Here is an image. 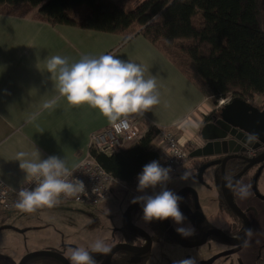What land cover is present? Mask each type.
<instances>
[{
    "label": "crops",
    "instance_id": "1",
    "mask_svg": "<svg viewBox=\"0 0 264 264\" xmlns=\"http://www.w3.org/2000/svg\"><path fill=\"white\" fill-rule=\"evenodd\" d=\"M263 11L264 0V29ZM102 54L140 63L156 77L159 104L143 115L131 114V118L145 130L157 125L168 126L175 134L187 132L194 139L188 138L187 141L199 144V128L204 115L218 108L210 99V88L192 81L141 33L123 40V36L116 33L72 25H52L28 16L0 13L2 181L14 187L25 180V173L14 159L20 151H31L33 143L42 159L56 155L64 158L69 167L86 154L91 133L109 122L89 105L72 106L64 98L59 99L54 109H43L45 101L58 96L56 80L47 72L46 60L53 55H61L75 62L85 55ZM254 100L255 103L260 102L258 97ZM37 112L40 113L38 118L30 122V115ZM240 182L243 183V180ZM236 197L241 206L246 204L245 198L241 199L237 194ZM248 198L251 203L255 202L253 197L248 195ZM51 210L44 207L37 211ZM261 248L258 261L252 256L253 248L246 250L247 264H264V245Z\"/></svg>",
    "mask_w": 264,
    "mask_h": 264
},
{
    "label": "trees",
    "instance_id": "2",
    "mask_svg": "<svg viewBox=\"0 0 264 264\" xmlns=\"http://www.w3.org/2000/svg\"><path fill=\"white\" fill-rule=\"evenodd\" d=\"M134 1L0 0V13L116 33L123 40L141 33L192 81L206 84L213 103L230 96L257 104L258 97L264 106L263 0ZM159 129L150 126L126 149L105 153L91 148V153L130 183L158 155L153 143Z\"/></svg>",
    "mask_w": 264,
    "mask_h": 264
},
{
    "label": "clouds",
    "instance_id": "3",
    "mask_svg": "<svg viewBox=\"0 0 264 264\" xmlns=\"http://www.w3.org/2000/svg\"><path fill=\"white\" fill-rule=\"evenodd\" d=\"M46 70L56 80L58 96L45 101L43 109H54L60 98L72 106L87 104L107 119L117 133L129 128L131 114H140L159 104L157 80L142 64L123 60L111 54L82 56L70 62L68 57L53 55L46 60ZM147 74V75H146ZM39 112L33 113L29 121H35ZM249 141L257 139L250 133ZM19 169L25 173V183L33 188L21 187L17 191L15 207L22 212L33 213L40 208H53L60 204V197H78L86 191L84 182L74 177L77 165L71 168L66 160L56 155L41 158V153L32 145L31 151L16 153ZM171 167L162 166L153 160L142 167L137 175L136 191L141 193L132 198L131 203L142 206V220L146 224L153 221L171 220L177 227L175 231L182 238L194 236L195 229L185 225L187 217L180 209L183 197L166 187L171 181ZM189 174L184 172L181 180ZM151 193L146 190H155ZM228 186L241 198H247L248 185L239 181ZM250 235L251 230H246ZM110 246L100 238L91 242L87 248L82 246L67 248L65 254L69 264H98L93 254L107 255ZM172 264H197L195 258L187 257L173 260Z\"/></svg>",
    "mask_w": 264,
    "mask_h": 264
},
{
    "label": "rangeland",
    "instance_id": "4",
    "mask_svg": "<svg viewBox=\"0 0 264 264\" xmlns=\"http://www.w3.org/2000/svg\"><path fill=\"white\" fill-rule=\"evenodd\" d=\"M140 1L142 0H135L133 4ZM210 99L212 101L214 97L211 96ZM175 135L182 143H185L188 138L194 140L187 132H179ZM199 160V157L191 156L189 150L187 161L179 167L178 171H171V181L167 183L166 187L177 192L181 185L195 184L192 174L195 171V164ZM184 172L188 173L189 177L181 180ZM244 178L248 184V175H245ZM255 178L253 180L250 178L252 185H255ZM261 179H258L259 183H261ZM202 180L196 181V183L198 201L203 207L201 208L204 214H207L205 224L213 227L228 226L225 222L226 212L218 208L217 190L211 181L210 170L207 169L203 173ZM123 185H115L112 196L98 204L61 202L51 211L33 213L22 212L19 209L4 210L0 208V264H18L24 254L33 250H58L66 254L69 246L87 248L97 238L103 239L107 244L111 243L116 237L115 234L113 235L114 228L121 224L123 209L133 197L141 194L136 191L137 176L130 183H123ZM209 188H214V192L209 191ZM258 188L260 191H264L262 186ZM159 190L160 188L157 186L155 190L148 189L146 191L151 193ZM259 242L264 243V218L261 221L259 237L252 243L248 241L244 246V252L249 248H254L256 261L262 254V248H258ZM234 248L227 243L209 240L198 246L186 247L188 250L186 253L208 257L212 264H229L228 261L231 260L229 250H234ZM168 250L164 253L161 248V252L153 257L152 264H172L173 260L185 258L183 253L174 248L169 252ZM43 257L45 256H36L32 259ZM46 258L49 257L46 256ZM238 259L241 261L240 257ZM244 264H247L245 259ZM256 264L259 263L256 262Z\"/></svg>",
    "mask_w": 264,
    "mask_h": 264
},
{
    "label": "flooded vegetation",
    "instance_id": "5",
    "mask_svg": "<svg viewBox=\"0 0 264 264\" xmlns=\"http://www.w3.org/2000/svg\"><path fill=\"white\" fill-rule=\"evenodd\" d=\"M254 105L258 106L260 109L264 108V106L263 107L260 106L259 103ZM210 115L211 114H207V116L204 117L203 121L211 119L212 117ZM262 152H264V145H260L257 148L246 147V149L240 153L245 157H254L261 154ZM220 158H222V156H220L217 159V161L212 164H209V162L213 159V157L200 158L199 162L195 164V171L192 174V176L194 177L193 179L195 184L188 183L181 185L177 190V192H175L179 196L183 197V200L180 203V209L187 217L185 221V225H191L195 229L196 234L194 236L189 238H184L188 242L200 240L203 237L204 233L209 232L210 230L216 228L224 231L227 235H230L235 238H242L246 232V224L242 219V216H240L237 212H235L232 209V207L225 200L223 193L221 191ZM207 169L210 170L211 181L213 182L215 190H217L216 193L217 201L219 203L218 208L226 212L225 222L228 224V226L213 227L205 224L207 214H204L202 209L203 207L201 203L198 201V196H197L198 189H197L196 181H203L202 176ZM178 170L179 168L176 171ZM225 173L227 177H230V179H228L227 181L228 190L230 191L237 205L246 215L250 225L251 234L250 235L248 234L246 239L242 243L232 244L229 241L225 240L218 233L210 232L206 236L205 241H203L201 244H204L209 240L227 243L230 246L235 247L234 250H229L230 251L229 255L231 257V260L228 261V263L244 264V259L246 258L247 255L246 252H244V246L248 241L252 243L259 237L261 221L262 218H264V198H261V195H264V191H260V189L258 188L259 186H262L264 188V160L248 165V161L244 160L243 158L230 157L226 160L225 163ZM245 175H248L249 178L248 184H246V180L244 178ZM254 177H256L255 185H252L253 183L251 184L250 178L253 180ZM259 178H262L261 183H259L258 180ZM241 179L243 180V184L248 185L249 187V193H250L249 197L251 196V198L253 197V199L255 200V202L251 203L248 197L245 198L244 202L246 204L244 206H241L238 203L235 191L233 190V188L228 186L229 180L235 183L237 181L240 182ZM214 188L213 189L209 188V191L214 192ZM128 204L123 209L121 224L115 227L113 230V235L115 234L116 237L113 239L111 243H108V245L111 247L114 244L123 243L129 245V247L128 246L118 247L112 254L109 264H152L153 257H155L161 252L160 251L161 248L163 249L164 253L166 252V250L169 249L168 250L169 252L172 248H174L178 250L180 253H183L185 258L187 257L195 258L197 264H212V262H210L211 259H209L208 257H199L198 254L186 253L188 251L186 247H192V246L183 245L172 237L169 227H172L173 230L175 231L177 225H175L170 219L167 220L168 225H166L164 221L163 222L153 221L150 224L144 223V221L142 220L141 205L132 208L128 212L127 217L130 220V222L133 225L139 227L140 230H142V232L137 229H132L131 227H129L127 224H125L123 217L124 210L126 209ZM201 244H197L194 246H198ZM262 245H264V243L259 242L258 248H261ZM58 252H60L65 256L64 252L62 251H58ZM254 252L255 250L253 248L251 253L252 256L255 258L256 255ZM36 256H40V257L45 256V257L32 259ZM46 256L47 255L31 256L25 261L24 264H65L63 261H61L56 257L47 256L49 258H46ZM97 256L98 259L96 260L98 264H103L106 255L102 256L100 254H97ZM233 257L235 258V260ZM238 257H240L241 261H239Z\"/></svg>",
    "mask_w": 264,
    "mask_h": 264
},
{
    "label": "water",
    "instance_id": "6",
    "mask_svg": "<svg viewBox=\"0 0 264 264\" xmlns=\"http://www.w3.org/2000/svg\"><path fill=\"white\" fill-rule=\"evenodd\" d=\"M210 116L212 117L211 119L204 120L200 125L198 140L199 144L193 148L190 154L191 156L193 155L199 158L213 157L209 164L216 162L217 159L222 156V158H220L221 191L225 200L232 207V209L242 216V219L246 224V230H249L250 225L246 215L237 205L233 196L228 190L227 181L230 179V177H227L225 173V163L230 157L243 158L244 160L248 161V165L264 160V152L254 157H245L240 153L243 152L246 147L257 148L260 145H264V108L260 109L253 103L247 102L239 97H230L227 102L218 106L216 111ZM250 133L256 134L257 139L249 141L247 137ZM261 198H264V195H261ZM139 205L140 204H133L130 202L124 210L123 217L125 224H127L132 229H137L142 232V230H140L139 227L133 225L127 217L128 212L135 206ZM164 222L166 225H168L167 220ZM169 229L172 237L176 241L187 246L201 244L203 241H205L206 236L210 232L218 233L225 240L232 244L242 243L248 235L246 231L242 238H235L216 228L204 233L200 240L188 242L178 235L172 227H169ZM123 246L129 247V245L123 243L112 245L110 247L111 251L106 255L103 264H109L110 258L114 251L118 247ZM35 255L53 256L60 259L65 264H69V261L63 254L55 250L47 249L34 250L26 253L24 256H22L18 264H24L29 257Z\"/></svg>",
    "mask_w": 264,
    "mask_h": 264
},
{
    "label": "built area",
    "instance_id": "7",
    "mask_svg": "<svg viewBox=\"0 0 264 264\" xmlns=\"http://www.w3.org/2000/svg\"><path fill=\"white\" fill-rule=\"evenodd\" d=\"M230 96H219L216 99L217 106L227 102ZM129 128L117 133L113 126L108 123L100 129L94 130L90 135L89 150L75 164L77 165L74 177L82 180L86 186V191L78 197L61 196L60 201H74L89 204H98L106 201L112 196L115 185H123L116 176L106 170L96 157L91 153V148L101 152L111 153L128 148L145 131L138 122L129 117ZM195 148L197 144L186 141L182 143L175 133L168 127H160L153 147L158 155L150 158L148 163L157 160L164 167H171L176 171L188 158L189 147ZM71 168V167H70ZM138 175V174H137ZM136 175V176H137ZM34 184H27L25 180L18 186H9L0 179V208H16L18 200L17 191L21 187L33 188Z\"/></svg>",
    "mask_w": 264,
    "mask_h": 264
}]
</instances>
